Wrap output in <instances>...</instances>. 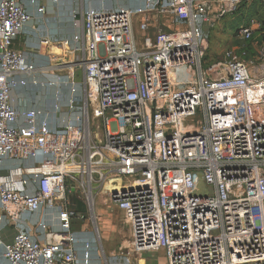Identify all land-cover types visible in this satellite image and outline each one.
<instances>
[{
  "label": "built area",
  "instance_id": "2783aa9c",
  "mask_svg": "<svg viewBox=\"0 0 264 264\" xmlns=\"http://www.w3.org/2000/svg\"><path fill=\"white\" fill-rule=\"evenodd\" d=\"M249 1L99 10L90 0L72 50L82 77L72 68L48 78L57 111L70 94L69 116L52 127L42 109L14 104L40 66L14 48L32 18L23 0H0V244L10 264H90V242L70 231L84 219L70 197L78 188L89 205L102 194L123 211L132 236L120 251L132 264L131 251L158 250L167 264H264V41L248 56L262 23H242L234 35L245 43L208 59L212 31ZM43 207L61 225L40 221L44 241L25 223Z\"/></svg>",
  "mask_w": 264,
  "mask_h": 264
},
{
  "label": "crops",
  "instance_id": "0c3cea01",
  "mask_svg": "<svg viewBox=\"0 0 264 264\" xmlns=\"http://www.w3.org/2000/svg\"><path fill=\"white\" fill-rule=\"evenodd\" d=\"M76 1L79 7V14L81 16V19L78 20V22L76 21L74 14H72L74 0H23L24 6L31 14L32 18L14 42L15 49L23 51L29 61L40 66V69L35 74L27 77L32 84L27 88L18 89L14 92V104L18 109H29L32 107H38L42 109L44 111L43 118H48L52 127H55V124L58 121L57 118H67L69 116L67 113L70 97L69 91H62V110L57 111L55 87L50 85L53 87L52 91H54L50 92L51 95H49V97L53 99V101L48 106L45 104V107L44 104H37L35 102V98L32 96V93H34L35 90L41 88L42 85H35L32 81L34 79H38L39 81L44 80L46 83H48L49 77L53 78L57 74L66 76L70 73L72 68H74L78 73L82 72V70L80 71L74 65V62L79 55H75L72 50H74L76 45L82 43L81 39L83 38L84 33L83 25L81 24L82 15L84 10L88 7L90 0H75V3ZM142 2L143 0H91L92 6L99 10H110L120 6L137 7L141 5ZM41 7L44 8L43 12L39 11V8ZM43 39H47L49 43L43 44ZM78 39L80 41H78ZM51 112H53L54 119L49 118V114ZM3 174H7V171L3 172ZM97 200L98 197L95 199L94 218L97 220L99 233L101 234V238L105 247L112 253L118 241H121L120 244L124 242L123 245H126L129 242L132 232L126 222L125 227L127 228L124 231L121 227H118L115 224L114 214L116 213L117 208L120 210L116 204L111 202L106 196H102L100 203L103 205L97 207ZM110 202L112 204H110ZM78 211L81 212L79 209ZM120 211L122 212L124 218L123 211ZM40 221L48 223L49 231L57 233L61 232L58 211L56 209L43 207L40 211L29 215L26 218L25 223L29 227L31 233L36 238L44 241L45 234H40V230L38 229V224ZM70 231L74 232L79 237L84 238H91L93 237V234H95V229L91 223V218H88L86 215H84V219L80 217L74 218L72 220ZM2 234L4 244H11L14 242L16 235L15 224L5 221L2 227ZM56 237L57 236L55 234L50 235L48 236V240L55 242ZM86 240L90 242L89 238ZM83 242L78 244L80 253H83L86 250L85 244ZM90 244V250H92L90 264H100L101 254L97 252V249L95 250V248H93L92 243ZM3 247L4 246L0 244V264H10L3 255ZM131 252L132 261H134L133 264H167L163 250H158L155 252H143L140 254L134 253L133 251ZM123 260L124 264H132L128 262L125 257Z\"/></svg>",
  "mask_w": 264,
  "mask_h": 264
},
{
  "label": "rangeland",
  "instance_id": "374dc122",
  "mask_svg": "<svg viewBox=\"0 0 264 264\" xmlns=\"http://www.w3.org/2000/svg\"><path fill=\"white\" fill-rule=\"evenodd\" d=\"M72 14L76 15V20H80L81 16L79 14V7L77 5V1L75 3L74 0V8L72 10ZM255 19L256 21L262 23L260 25V30L262 31V27H264V4L258 2V1H252L250 0L249 2H244L240 11H238L236 14L233 16H229L226 18L224 22L221 23V27L217 26L211 34V39H210V49H209V58L208 59H214L216 56L222 51V49L232 45V46H241L240 44L245 43V42H238L236 36L234 35V32L238 26H240L242 23L248 22L250 20ZM258 33L255 35V38L253 41H251V46L252 49L250 50L248 56L249 57H254L257 54V49L261 45V35ZM152 33V32H151ZM176 33V32H172ZM146 44L151 45L154 44L155 42V37L151 35L149 38L145 39ZM79 76L82 77V74L79 73ZM49 79H51L49 77ZM44 82V83H42ZM41 88L37 89L32 93L33 97L35 98V102L37 104H49L52 103L53 99L49 97L51 95L52 88L46 81L42 80L39 83ZM82 88V87H81ZM54 91V90H53ZM52 91V92H53ZM56 92V88H55ZM55 104V101H54ZM46 107V105H45ZM50 119H54L53 112L49 114ZM203 115L199 111L197 116L194 118V121H202ZM198 192H202V188L198 190ZM73 195V196H72ZM71 195V201L73 205H75L81 212V214L86 215L88 218H91V223L95 229V234H93V237H88L90 240V243L93 244V248L95 250L97 249V252L101 254V261L100 264H124L123 256L121 253V248L124 242L121 243V241H118L114 251L111 253L109 249H107L103 243V240L101 238V234L99 233V227L97 220L94 218L95 216V203L94 205H89L86 202L85 194L83 192L82 188H78L75 193H72ZM102 194L98 196V202H97V207L103 205L100 203L102 200ZM110 204H112L110 202ZM121 210V209H120ZM118 208L116 209V213L113 214L115 215V224L118 227H121L124 230H126L127 227H125V219L123 218V214ZM95 219V220H94ZM115 226V225H114ZM87 238V239H88ZM86 239V238H84ZM121 245V246H120ZM125 246L123 245V248ZM92 252V250H90ZM92 254V253H91ZM163 254V253H162ZM112 255V256H111ZM105 256V258H104Z\"/></svg>",
  "mask_w": 264,
  "mask_h": 264
},
{
  "label": "bare ground",
  "instance_id": "6f19581e",
  "mask_svg": "<svg viewBox=\"0 0 264 264\" xmlns=\"http://www.w3.org/2000/svg\"><path fill=\"white\" fill-rule=\"evenodd\" d=\"M104 202V201H103ZM90 203H91V205H94V203H95V200H94V198L93 197H90ZM95 213V212H94ZM96 219V218H95ZM94 219V220H95Z\"/></svg>",
  "mask_w": 264,
  "mask_h": 264
},
{
  "label": "trees",
  "instance_id": "16d2710c",
  "mask_svg": "<svg viewBox=\"0 0 264 264\" xmlns=\"http://www.w3.org/2000/svg\"><path fill=\"white\" fill-rule=\"evenodd\" d=\"M263 29H264V27H263ZM260 38H261V42H263V41H264V33H262V35H261ZM250 46H251V44H250ZM251 49H252V48H251ZM251 49H250V50H251Z\"/></svg>",
  "mask_w": 264,
  "mask_h": 264
}]
</instances>
